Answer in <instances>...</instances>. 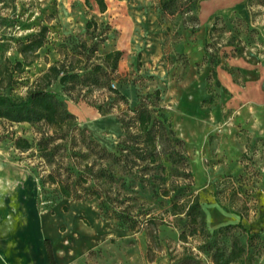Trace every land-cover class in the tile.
I'll return each mask as SVG.
<instances>
[{
  "label": "rangeland",
  "instance_id": "374dc122",
  "mask_svg": "<svg viewBox=\"0 0 264 264\" xmlns=\"http://www.w3.org/2000/svg\"><path fill=\"white\" fill-rule=\"evenodd\" d=\"M104 1L100 12L94 0H0V94L21 100L34 89L53 92L79 128L110 151L123 137L120 118L128 109L164 113L186 158L180 167L164 163L168 186L182 179L185 194L199 196L211 232L227 226L210 222L211 215H241L244 228L261 235L247 264H264V5L199 0L192 13L167 16L156 0ZM40 33L42 46L20 53ZM114 51L121 56L111 70L104 57ZM211 58L220 63L213 67ZM95 66L107 74L104 85L81 78L62 86L46 77L51 67L83 76ZM100 118L117 129L92 124ZM44 124L0 120V264H51L46 240L54 264H176L184 248L197 253L196 239L179 241L171 198L130 195L117 203L140 221L142 214L156 217L150 236L144 224L119 227L93 198L63 199L43 188L40 179L55 166L37 149L50 135ZM75 135L49 146L64 150L55 159L61 168L84 165L80 157L68 159L80 147L82 135ZM16 138L31 148L16 150ZM229 234L246 242L239 230Z\"/></svg>",
  "mask_w": 264,
  "mask_h": 264
},
{
  "label": "trees",
  "instance_id": "16d2710c",
  "mask_svg": "<svg viewBox=\"0 0 264 264\" xmlns=\"http://www.w3.org/2000/svg\"><path fill=\"white\" fill-rule=\"evenodd\" d=\"M94 1L100 12L106 10L104 0ZM156 1L159 12L167 16L192 13L199 2V0ZM249 1L264 5V0ZM41 33L34 40L24 44L20 53L26 56L25 53L30 51L34 54L42 46ZM120 56V51L105 55L106 62L112 61L109 65L111 70L116 68ZM219 63V58L210 59L213 67ZM213 76H216V72H213ZM46 77L58 81L62 86L81 78L86 85L101 86L105 84L107 74L101 66H95L83 76L61 72L56 67H51ZM110 91L119 95L116 90ZM158 96L159 93L156 92V99ZM121 99L125 97L121 96ZM100 113L104 115L105 112ZM128 114L129 116L120 118L123 137L110 151L91 139L84 129L79 128L75 116L53 92L34 89L21 100L0 94V120L11 124L43 122L50 132V135L46 134L37 143L41 157L55 165L51 172L40 179L43 188H53L54 192L63 199L93 198L99 202L100 213L115 220L119 227L134 228L144 224L150 236V229L155 225L156 217L148 216L146 213L142 214L140 221L129 207L126 206L122 210L119 204H123V201H126L124 199L132 200L127 198L130 195L144 196L149 200L157 197L171 198L170 212L176 218L179 241L187 243L189 238L197 240V245L194 247L197 253L184 248L186 254L176 264H200L199 255L208 258L211 264H247L250 245L253 240L261 237L260 234L248 232L241 221L209 231L199 196L193 191L186 195L187 187L179 185V182L183 183L182 179L177 178L170 187L168 186L164 163H169L173 167L186 164L183 141L178 138L169 118L164 113L152 111L144 105L128 109ZM75 133L82 135L79 141L80 147L78 151L71 150L68 159L80 157L84 165L81 169L73 164L61 168L55 161L62 150L61 146L57 144L52 148L49 146L58 140L64 141L67 137H75ZM14 148L25 152L31 148V144L23 138H16ZM187 177L189 186H192L191 174L188 172ZM239 216L242 219V216ZM231 230H239L241 234H246V242L242 243L237 236H231L229 234ZM45 246L49 262L54 264L48 240L45 241Z\"/></svg>",
  "mask_w": 264,
  "mask_h": 264
},
{
  "label": "crops",
  "instance_id": "0c3cea01",
  "mask_svg": "<svg viewBox=\"0 0 264 264\" xmlns=\"http://www.w3.org/2000/svg\"><path fill=\"white\" fill-rule=\"evenodd\" d=\"M92 124H99L98 126L99 127L101 126L102 128L105 127L107 129H109L110 127H112V128H114V130L117 129V125L116 124H112V125L109 126L110 123L101 120V118L98 119V120H94L92 122ZM13 218H14L13 216L9 217L8 221L11 222L13 220ZM5 221H7V220H5ZM240 221H241L240 217H238L236 215H233V214H226L224 212L223 213L220 212L217 215L216 214L211 215V217H210V222L215 223V224L234 225V224H237ZM241 222L243 223V220Z\"/></svg>",
  "mask_w": 264,
  "mask_h": 264
},
{
  "label": "bare ground",
  "instance_id": "6f19581e",
  "mask_svg": "<svg viewBox=\"0 0 264 264\" xmlns=\"http://www.w3.org/2000/svg\"><path fill=\"white\" fill-rule=\"evenodd\" d=\"M218 220V219H217Z\"/></svg>",
  "mask_w": 264,
  "mask_h": 264
}]
</instances>
